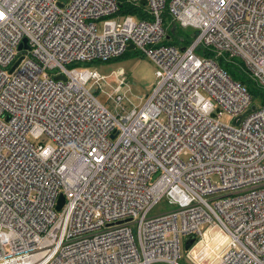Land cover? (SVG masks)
<instances>
[{"label":"built area","instance_id":"obj_1","mask_svg":"<svg viewBox=\"0 0 264 264\" xmlns=\"http://www.w3.org/2000/svg\"><path fill=\"white\" fill-rule=\"evenodd\" d=\"M165 6L0 0V264H182L191 236L187 264H264V105L218 64L264 88V0ZM176 25L197 35L170 44ZM131 44L156 67L138 105L122 69L74 66Z\"/></svg>","mask_w":264,"mask_h":264},{"label":"rangeland","instance_id":"obj_2","mask_svg":"<svg viewBox=\"0 0 264 264\" xmlns=\"http://www.w3.org/2000/svg\"><path fill=\"white\" fill-rule=\"evenodd\" d=\"M169 0H166V6L163 9V19H164V25H167L169 23V18L167 16L166 10L168 6ZM137 19L136 17H134ZM97 30L98 33L102 32V21L97 22ZM180 31H183L186 34L193 35L196 30L187 27V28H181ZM169 41H172L175 39L173 33L169 31ZM225 62V61H224ZM76 68H96L100 73L102 74H109L114 70L122 69L125 73L127 84L130 87V90L128 91V97L133 102V104L138 105L139 102H144L149 94L152 92V88L154 86L156 77V67L154 63L145 55L140 53L135 48L128 49L125 53H123L121 56L110 59L106 62H94L92 64L89 63H80L77 65H74ZM70 67V66H68ZM227 71L230 74H236V72L231 69L230 67H227ZM90 83L87 84L89 86ZM110 89V88H109ZM91 92L96 95L97 99L109 110L114 111V103L113 101L107 96L106 93H103L97 86L90 87ZM111 90V89H110ZM109 90V91H110ZM203 94L205 92L202 91ZM254 103L258 104L256 101ZM123 106L130 108L132 105L129 104L128 100L122 101ZM220 121L225 124H231L232 123V117L228 114H223L220 118ZM29 140L34 143L38 144L40 142H44L45 138L41 139H33L29 138ZM47 143V142H44ZM213 180H217L216 177L212 178ZM174 207L168 203L166 198H162L156 205H154L148 212V216H154L163 212H167L169 210H172ZM183 241V238H181ZM183 243V242H182ZM183 245V244H182ZM185 248L182 246L181 248V263L185 264L184 262V250Z\"/></svg>","mask_w":264,"mask_h":264},{"label":"trees","instance_id":"obj_3","mask_svg":"<svg viewBox=\"0 0 264 264\" xmlns=\"http://www.w3.org/2000/svg\"><path fill=\"white\" fill-rule=\"evenodd\" d=\"M121 13H132L133 11H139V7H134L131 5H128L126 3H122L121 8L119 9ZM175 39L172 41H168L170 44H175L178 46H185L187 44H189L191 42V40L194 38V36L197 35V31L193 34V35H189L184 33L183 31H180V27L178 25L175 26V30L173 33ZM197 54H204L209 56L211 53L206 50L203 49L202 47H198L196 50ZM113 59V58H112ZM223 59H219L218 64L219 66L224 69L227 73V67H230L231 69H233L237 75L230 74L228 73L234 80L240 82L241 84H243L245 86V88L247 89L248 93L250 94L252 101L254 103V101H256L258 104H262L264 105V88L260 87L259 85H257L256 83H254L249 76L246 74V72L243 70V67L241 65L240 62L238 61H232V62H227ZM256 104V103H254ZM185 264L186 261H184Z\"/></svg>","mask_w":264,"mask_h":264},{"label":"water","instance_id":"obj_4","mask_svg":"<svg viewBox=\"0 0 264 264\" xmlns=\"http://www.w3.org/2000/svg\"><path fill=\"white\" fill-rule=\"evenodd\" d=\"M65 1H66V0H60V5H63V3H64ZM141 3H142V4H145V0H141ZM24 42H25V40H24ZM128 48H129V49H130V48H133V45H132V44L129 45ZM17 63H18V61H16V63L14 64V66H15ZM14 66H13L11 69H13ZM59 78H64V77L61 75V76H59ZM251 108L253 109V108H255V106L253 105ZM63 203H64V196H63L62 194H60V195H59L58 202H57V205H56V210H60L61 207H62V205H63ZM193 240H194V239H193L192 236H191V237H186V238L184 239V248H185V249H188L189 246L192 244Z\"/></svg>","mask_w":264,"mask_h":264},{"label":"snow or ice","instance_id":"obj_5","mask_svg":"<svg viewBox=\"0 0 264 264\" xmlns=\"http://www.w3.org/2000/svg\"><path fill=\"white\" fill-rule=\"evenodd\" d=\"M0 18H2V14H0Z\"/></svg>","mask_w":264,"mask_h":264}]
</instances>
